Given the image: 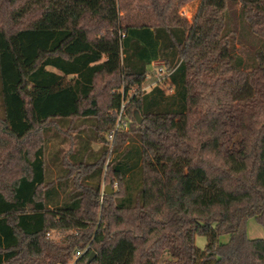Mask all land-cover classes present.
I'll return each mask as SVG.
<instances>
[{
	"label": "trees",
	"instance_id": "1",
	"mask_svg": "<svg viewBox=\"0 0 264 264\" xmlns=\"http://www.w3.org/2000/svg\"><path fill=\"white\" fill-rule=\"evenodd\" d=\"M8 1L0 264H264V0ZM155 62L170 92L130 94Z\"/></svg>",
	"mask_w": 264,
	"mask_h": 264
},
{
	"label": "rangeland",
	"instance_id": "2",
	"mask_svg": "<svg viewBox=\"0 0 264 264\" xmlns=\"http://www.w3.org/2000/svg\"><path fill=\"white\" fill-rule=\"evenodd\" d=\"M197 1L194 2H188L187 4H184L183 7H181L178 10V14L181 17H184L186 20L189 21V19L191 18L193 12L195 11L196 7H197ZM4 6V8H3ZM2 8L5 12H3V14L0 16V25L4 28H10L13 27L14 23L11 22V20L9 21V19H7V10L11 11V8H13V5L11 2H9L8 0H5V3L2 5ZM161 67V64H159V62H155L151 65H149L147 67V71H146V78L144 80V82L142 83V85L140 86V88H136V87H132L129 91V93L131 94L132 92L138 91V90H142V91H147L149 90V88H151L155 82V80L157 79V77H159V74H157V68ZM52 69V68H50ZM104 82H106V78L103 79H99L96 83V95H98L99 101L100 102H104L106 100V94L107 91L105 93L103 85ZM161 87L163 89H165L167 92H170L169 88V84L167 82H162L161 83ZM103 88V89H102ZM123 90V87H120L119 89L116 90L121 92ZM126 103L127 101L123 102V112L124 114L122 115V119L127 121V125L129 126V123L131 122V116L128 112H126ZM113 112V111H112ZM114 113V112H113ZM117 120V117H116ZM77 122V121H75ZM77 125V123H76ZM63 131V130H62ZM53 132V131H51ZM52 135V134H51ZM50 134L48 136H50V143L48 144V154L50 152H52L54 150V148L57 146V140H53ZM60 137H63L64 139L65 136L63 135V133L60 132ZM59 143V142H58ZM70 141L68 142L67 139L65 142L63 143H59V147L60 149H63V152H67L69 150L70 147ZM99 146L98 143H94L92 145V148L97 149V147ZM106 163V161H105ZM105 165V164H104ZM53 168V167H52ZM107 183V182H106ZM114 186V185H113ZM104 187V183L102 184V189ZM115 188V187H114ZM245 231L247 232V235L251 238H260V237H264V231L263 228L261 227L260 224H258L256 222V220L253 217H250L247 219L246 224H245ZM50 237H56V239L58 238V235H56L55 233H51ZM219 240L221 242H225L228 240V236L227 235H222L220 236ZM206 243V237L203 234H196L195 235V244L202 248Z\"/></svg>",
	"mask_w": 264,
	"mask_h": 264
},
{
	"label": "built area",
	"instance_id": "3",
	"mask_svg": "<svg viewBox=\"0 0 264 264\" xmlns=\"http://www.w3.org/2000/svg\"><path fill=\"white\" fill-rule=\"evenodd\" d=\"M161 64V67L157 68V74H159V77L155 80L153 86L155 84H158L161 86L162 82L168 83V77H169V71L166 69L163 63L159 62ZM117 120L114 124V127L112 131L108 134V139L111 140L113 138V135L116 131H122V130H128L127 121L122 119L123 112V103L121 104V108L117 111ZM104 188V187H103ZM103 190V189H102ZM75 254L77 256L81 255L80 251H76Z\"/></svg>",
	"mask_w": 264,
	"mask_h": 264
},
{
	"label": "water",
	"instance_id": "4",
	"mask_svg": "<svg viewBox=\"0 0 264 264\" xmlns=\"http://www.w3.org/2000/svg\"><path fill=\"white\" fill-rule=\"evenodd\" d=\"M134 112V116L136 118L137 123L139 124V122H141V116L138 113V111H133ZM102 192L104 194L106 193H112L113 192V188H112V184L109 182H107L102 190ZM95 256V253L92 251L90 252V256L88 257V259L86 260V264H88L90 262V260Z\"/></svg>",
	"mask_w": 264,
	"mask_h": 264
},
{
	"label": "crops",
	"instance_id": "5",
	"mask_svg": "<svg viewBox=\"0 0 264 264\" xmlns=\"http://www.w3.org/2000/svg\"><path fill=\"white\" fill-rule=\"evenodd\" d=\"M191 3V2H190Z\"/></svg>",
	"mask_w": 264,
	"mask_h": 264
}]
</instances>
